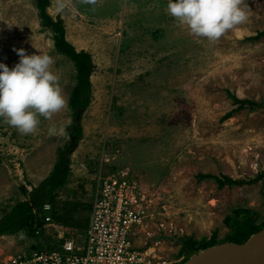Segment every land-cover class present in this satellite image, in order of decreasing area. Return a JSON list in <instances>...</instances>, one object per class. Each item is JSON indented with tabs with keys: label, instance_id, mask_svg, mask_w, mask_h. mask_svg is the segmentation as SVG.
<instances>
[{
	"label": "rangeland",
	"instance_id": "1",
	"mask_svg": "<svg viewBox=\"0 0 264 264\" xmlns=\"http://www.w3.org/2000/svg\"><path fill=\"white\" fill-rule=\"evenodd\" d=\"M50 1L48 12L63 18L66 38L92 54V100L70 155L71 174L59 190L57 217L40 235L0 237V264L23 249L55 245L57 227L84 233L96 176L116 168L131 170L156 192L159 213L137 226L133 243L152 248L157 263L185 264L204 250L187 251L184 239L209 248L243 244L262 230L264 108L224 116L239 106L229 92L264 105V36L250 39L264 30V0H243L248 19L214 41L169 15L168 0ZM16 48L52 57L67 105L39 116L27 135L0 117V218L26 199L23 188L30 191L53 170L69 139L77 82L73 62L57 52L35 0H0V61L10 68L19 60ZM53 126L64 134L49 135ZM199 174L259 180L219 188ZM245 228L250 235L239 241Z\"/></svg>",
	"mask_w": 264,
	"mask_h": 264
},
{
	"label": "built area",
	"instance_id": "2",
	"mask_svg": "<svg viewBox=\"0 0 264 264\" xmlns=\"http://www.w3.org/2000/svg\"><path fill=\"white\" fill-rule=\"evenodd\" d=\"M91 197L85 234L77 228L59 231L57 227L55 245L23 249L10 255L6 264H156L152 248L133 243L137 226L159 213L156 192L146 188L131 170L116 168L97 174ZM55 209L52 203H44L40 213L43 227L54 221ZM36 234H41L40 229Z\"/></svg>",
	"mask_w": 264,
	"mask_h": 264
},
{
	"label": "clouds",
	"instance_id": "3",
	"mask_svg": "<svg viewBox=\"0 0 264 264\" xmlns=\"http://www.w3.org/2000/svg\"><path fill=\"white\" fill-rule=\"evenodd\" d=\"M94 4L95 0H85ZM243 0H168L169 15L186 25L191 33L219 39L227 30L248 19ZM19 56L11 68L0 61V117L21 134L33 133L39 116L49 118L66 107L59 77L51 70L52 57L47 53L27 54L14 49ZM49 135H63V128L50 127Z\"/></svg>",
	"mask_w": 264,
	"mask_h": 264
},
{
	"label": "trees",
	"instance_id": "4",
	"mask_svg": "<svg viewBox=\"0 0 264 264\" xmlns=\"http://www.w3.org/2000/svg\"><path fill=\"white\" fill-rule=\"evenodd\" d=\"M39 10L41 23L45 28L53 32L54 46L58 53L68 57L74 64L76 69V85L74 86L69 100V106L72 113L73 121L67 127L69 135L65 146L59 149L58 158L51 173L43 179L37 186L30 191L26 188L22 189L26 199L18 202L11 210L0 218V237L3 235H17L24 233L28 236H36L38 229H43L44 221L40 217L41 208L44 203L50 202L56 204L59 197V190L68 182L71 174V153L77 148L80 140L83 137L82 116L89 107L92 100V81L91 76L96 69L92 54L87 50H78L73 43L66 38V29L64 20L61 16L54 18L49 12L48 7L51 4L50 0H35ZM264 36V30L259 31L250 39H260ZM229 96L233 99L234 104L239 106L228 112L224 119L229 118L234 111L249 107L251 109L263 107V104L253 100L240 99L229 92ZM198 178L214 179L219 188L226 185H244L258 182L259 179L253 178L249 180L234 179L230 176H218L212 174H199ZM90 208V205L88 206ZM57 211L54 212V217H57ZM256 228V227H254ZM258 229V228H257ZM240 237L239 241H243L249 237L247 230ZM246 234V235H245ZM185 240V248L189 252H196L205 249L208 245L202 242L193 240Z\"/></svg>",
	"mask_w": 264,
	"mask_h": 264
},
{
	"label": "water",
	"instance_id": "5",
	"mask_svg": "<svg viewBox=\"0 0 264 264\" xmlns=\"http://www.w3.org/2000/svg\"><path fill=\"white\" fill-rule=\"evenodd\" d=\"M185 264H264V228L245 243H224L201 250Z\"/></svg>",
	"mask_w": 264,
	"mask_h": 264
}]
</instances>
